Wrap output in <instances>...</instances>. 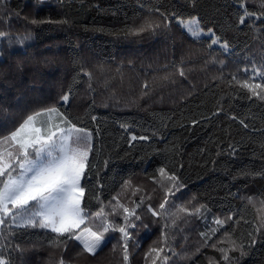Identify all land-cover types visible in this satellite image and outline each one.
<instances>
[{
    "label": "trees",
    "instance_id": "trees-1",
    "mask_svg": "<svg viewBox=\"0 0 264 264\" xmlns=\"http://www.w3.org/2000/svg\"><path fill=\"white\" fill-rule=\"evenodd\" d=\"M244 3L264 13V0ZM154 9L169 16L168 27L125 34L158 17ZM241 12L236 0H202L196 7L187 0H0V31L6 33L0 37V121H12L0 132H10L29 110L49 106L92 132L90 166L82 180L87 222L97 227L106 214L121 223L114 197L130 208L140 204V219L129 229L127 264H152L146 253L161 246L166 264H229L219 249L233 239L247 245L256 228L257 243L239 264H264V102L248 99L232 80L245 78L246 67L250 73L264 65V15L246 18L241 26ZM192 16L229 48L209 47L210 37L194 42L175 22ZM131 135L150 139L132 141ZM161 167L184 185L168 196L166 208L174 212L173 203L184 205L191 215L152 216L149 207L158 210L171 183L160 177ZM215 219L226 223L220 227ZM55 235L17 229L11 240L20 251L9 245L12 264H58L61 258L65 264H126L118 232L106 234L95 256L82 252L76 240L53 244Z\"/></svg>",
    "mask_w": 264,
    "mask_h": 264
},
{
    "label": "snow or ice",
    "instance_id": "snow-or-ice-1",
    "mask_svg": "<svg viewBox=\"0 0 264 264\" xmlns=\"http://www.w3.org/2000/svg\"><path fill=\"white\" fill-rule=\"evenodd\" d=\"M37 2L41 3L43 0H37ZM187 2L192 7H196L202 0H187ZM236 2L242 9L237 21L241 26L245 25L246 18L259 19L261 15H264V13L258 14L249 11L245 7L244 0H236ZM153 11L158 13V17H149L138 26L125 29V34L137 36L143 33L154 34L162 27H168L171 23L169 16L159 9ZM45 22L53 23V21H32L33 24ZM175 22L194 42H199L204 36H208L210 37L209 47L219 46L224 50L229 48L228 43L217 36L214 30L205 31L196 16L187 19L177 18ZM55 23H67V21H56ZM5 35L6 33L0 31V37ZM24 39H28V37H24ZM243 71L246 73L245 78L240 79L233 76L232 80L247 92L248 99L255 98L264 102V65L252 67L250 73L247 67ZM176 73L181 77L185 76L183 67H177ZM85 75L91 79L90 72H85ZM163 79L167 80L169 76L165 75ZM143 87L148 89L149 86L144 84ZM61 100L67 104L69 94H64ZM92 119L95 120L96 117L93 116ZM231 119H236V117L233 116ZM239 122L245 128L248 127L243 120ZM10 123H12L10 118L0 121V129H7ZM121 127L127 128L128 125L122 124ZM149 139L144 135H131L132 141H147ZM91 152L92 132L86 128L78 127L65 112L55 106L29 110L10 132H0V264H12L9 245L20 251L19 246L13 243L11 237L17 229L21 228L48 230L56 234L52 241L53 244L76 240L82 245V252L92 256H95L105 244L107 233L118 232L122 241L123 260L127 264L129 241L133 239V234L129 229L135 228V221L140 219L136 212V208L140 204L135 203V207L130 208L114 197L115 207L122 210L120 213L121 223L109 221L106 214L97 227L87 222L91 217L86 214L83 206L85 186L81 181L85 179L86 170L90 166ZM104 164L107 166L108 161L105 160ZM92 167L94 168L95 165L93 164ZM158 172L160 177L166 178L171 183L165 188V199L159 204L158 210L149 207L152 216L157 218L170 216L178 219L180 213L191 215L192 212L184 205L177 206L175 203L170 206L175 208V211L169 212V209L166 208V205L169 204L168 196L174 195L184 185L178 176L169 174L165 168H159ZM135 191L138 192L140 189L137 188ZM142 202L141 199L140 203ZM249 203H252V199H249ZM115 207L113 214H115ZM194 211L199 212L200 208L198 207ZM102 213L103 209L98 211L95 216L100 217ZM176 219L171 220L172 227L176 226ZM231 219V216L227 217V220ZM213 223L223 227L226 220L215 219ZM163 227L168 229L169 224L166 222ZM211 231L214 232L215 229ZM259 231L260 229L256 228L255 232L248 234L247 245L233 239L228 248L219 249L223 254V259L229 261V264H239V259L247 255L248 251L256 245V235ZM201 235L206 236L207 234L202 233ZM224 235L230 236L231 234L225 232ZM62 237L64 239H60ZM166 240L165 232V245ZM164 252V246L153 247L149 249L146 256L152 257V264H156L157 260L161 261V264H166L168 257L162 256ZM229 252H237L239 256L230 257ZM58 264H65V261L61 258Z\"/></svg>",
    "mask_w": 264,
    "mask_h": 264
},
{
    "label": "rangeland",
    "instance_id": "rangeland-1",
    "mask_svg": "<svg viewBox=\"0 0 264 264\" xmlns=\"http://www.w3.org/2000/svg\"><path fill=\"white\" fill-rule=\"evenodd\" d=\"M204 37H208V36H204ZM204 37H203V38H204ZM81 183H82V181H81ZM103 246H104V245H103Z\"/></svg>",
    "mask_w": 264,
    "mask_h": 264
},
{
    "label": "bare ground",
    "instance_id": "bare-ground-1",
    "mask_svg": "<svg viewBox=\"0 0 264 264\" xmlns=\"http://www.w3.org/2000/svg\"><path fill=\"white\" fill-rule=\"evenodd\" d=\"M128 179V177H126Z\"/></svg>",
    "mask_w": 264,
    "mask_h": 264
}]
</instances>
